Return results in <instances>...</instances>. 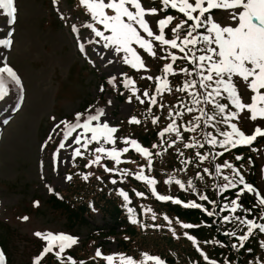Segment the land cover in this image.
<instances>
[{
	"label": "rangeland",
	"instance_id": "obj_1",
	"mask_svg": "<svg viewBox=\"0 0 264 264\" xmlns=\"http://www.w3.org/2000/svg\"><path fill=\"white\" fill-rule=\"evenodd\" d=\"M15 2L17 19L16 23L10 26L13 43L9 49L0 48V66H3L6 61L10 62L21 75L25 88H23V104L15 114H12L10 109L14 103L11 99L12 85L9 96L5 100H0V126L2 129L0 139V243L7 254V264H34L37 253H41L46 243L34 233L49 231L53 233L65 231L78 238V243L66 249L64 255H69L72 259L90 260L86 264H106L104 259L95 255L97 249L103 256L123 254L131 256L138 262L143 260L142 253H148L160 257L165 261V264H183V262L186 264H207L201 255L203 252L209 259L217 261V264H264V248L260 246V242L264 241V233H260L258 229L254 230L253 236L245 242L243 248H240L237 237L246 233V227L239 225L238 221L233 223L225 222L222 219L225 215L230 218L239 215L242 218L253 219L257 223H264V219H261L263 212L257 214V212H253L250 204L246 207L240 202L247 192L239 195L238 202L242 204V208L238 209L237 213L220 210L223 205L229 204L232 199L237 198L242 185L236 189H228L223 193L217 189L214 192V197L209 198L217 202V214L209 217L203 209H188L184 208L182 204L176 205L170 201L157 200L151 193V187L144 181L136 180L134 176L135 172L143 166L144 174L157 181L155 187L159 194L170 195L183 202L195 201L211 211L213 205L207 201L199 200L201 193H197L196 190L191 191L187 185L189 180L182 176L184 172L182 166L189 158L190 151L201 149L202 155H208V159L204 160L206 168L209 169L206 176L213 175L218 185L223 184L224 181L222 177L215 175L214 166L227 160L240 172L244 171L241 174L244 176L245 182L254 184L255 187H253L261 195H264V138L259 143L254 142L252 145L256 149L253 167H250L252 163L246 156L242 160L235 159L237 155L242 156L241 146L228 152H224L218 146L213 148L207 144L204 148H186L184 145L192 143L193 138L201 143L198 137L201 131L203 133L211 131L213 135H216L215 127L211 126L216 122L213 121L210 125L202 124V130L186 131L185 129L194 122L191 118L199 116L200 113H188L185 116L187 110L180 109V113L173 120L176 121L183 139L177 140L170 150H179L183 155H179L181 160L178 168L168 169V166L164 165V160H160L162 152L159 151V148L161 147L160 141L163 139L156 137L153 139L150 133L151 131L154 133V129L161 131L168 125L166 118L171 112V108L178 105V101H183L181 95H174L166 107L160 110L158 119L154 116H146L150 111L145 107L143 110L140 108L136 113V119L140 123H131L130 113L134 112L133 105L123 103L116 97L117 93H112L119 85L117 79L125 64L115 58L111 49L104 48L102 41L97 43L98 38L91 34L89 29L82 26L85 24L86 11L82 8L83 13H77V8L72 7L69 0H61L55 4L53 0H15ZM142 3L147 7L148 2ZM68 9L76 13L71 14ZM172 11L174 16L177 15L178 21L183 19L182 14L176 10ZM86 17L88 16L86 15ZM150 17L147 19L150 20ZM157 17L162 18V15L159 13ZM214 17L221 24L230 22L226 18L227 13L222 11L216 10ZM72 25H75L79 31L73 32ZM152 26L155 31V24L153 23ZM7 28L3 15H0V36H4V31ZM170 37L171 33L166 30V38ZM80 43L85 46L83 53L78 47ZM154 50L157 51L158 56H162L166 47L159 43L158 46H155L154 43ZM138 52L143 56L148 55L140 49ZM169 53H174L177 56L183 55L174 49H171ZM128 68L135 70L130 65ZM151 68V66L148 67V69ZM149 73L153 75L154 70L151 69ZM136 74L139 76L138 72ZM101 76L104 79L108 78L107 84L104 86L100 81ZM113 78L115 79L113 80ZM235 81L243 102L250 103L252 93L247 90V86L239 78H235ZM189 92L191 90L187 94ZM138 96L143 100L144 96L140 89ZM135 105L137 104L135 103ZM96 108H103L106 116L102 117V120H106L110 126L117 128V132L114 134L117 141L116 147H129L130 149L122 155L123 162L119 166L108 160L107 167L127 169L131 173L121 176L117 171L120 178L117 177L116 180L120 185L125 183V188L133 189L130 190L129 200L134 207L132 218L138 222L126 224L123 229L117 227L114 232L95 231L96 227L94 226L102 227L105 222L109 224L104 210L110 207V203L105 200L112 199L119 205L122 215L128 212L130 203H127L123 198L120 199L118 193L111 190L107 175L102 174L104 181L95 182V185L104 187L102 189L104 194H100V200H97L99 210L90 208L84 213L90 218L88 224L67 221L64 211L53 210L46 202L52 189L61 191L64 198L68 200L73 198L70 196L73 193H84L86 196L90 194L88 188L77 185L80 181L78 182L76 176L81 171L101 169V166L97 165L85 167L92 158L90 150L98 145L94 143L87 151L88 157L81 162H76L77 164L75 163V169L72 171L74 179L68 185L70 180L65 172L73 158V149L79 146L75 145L70 138L67 143H73V147L66 146L65 149L60 150L58 158L54 160L53 153L62 139V133H60V129H56V131L53 129L61 120L72 121L75 113L87 114L86 110L95 111ZM249 116L250 113L245 110L238 120L232 122L237 123L241 130L250 134L261 121L253 122ZM53 117L55 120L52 119ZM126 118L129 120L126 121ZM154 119L157 120L156 123H153ZM117 123H119V127H116ZM238 123H242L243 127ZM61 127L63 126L61 125ZM216 127L221 130H230L226 129L223 124L216 125ZM79 131L81 130H77L73 136ZM145 134H148L146 137L149 139V145L143 147L153 153L151 169L148 168L147 160L143 156L122 142L124 138L135 139L142 146L140 140ZM50 135L52 136L51 140L48 139ZM172 138L176 139L174 133H172ZM218 139H222V137H218ZM45 145L47 146L45 147ZM153 145H158V147L153 148ZM107 146L112 147L111 145ZM217 152H224V155L216 156L213 159V154ZM85 156L84 154L81 159ZM105 160L107 159H102V161ZM248 167L250 168L248 169ZM222 174L231 175V170L222 169ZM169 177L179 179L185 184V189H181L174 182L166 184L165 181ZM205 190L204 195H206L207 186ZM137 192L144 195L137 196ZM249 194L253 195L258 203L257 197L253 193ZM207 196L209 197V195ZM75 200L78 203V198ZM168 207L173 212H170ZM148 209L151 211H147ZM244 209H250L251 212H246ZM186 212L193 214L190 217H185L182 214ZM153 215L156 217L155 220L152 218ZM128 216L130 217L129 212ZM165 216L169 218L171 224L164 219ZM23 217H28V219L24 220ZM183 223H190L195 227L184 229ZM154 225H159V227H154ZM231 231L236 232V237L225 235ZM168 233L171 236H168ZM185 233L193 236L197 244L194 245L188 240ZM38 241L42 244L39 248ZM206 241H219V243H206ZM232 244H237V248H232ZM52 256L53 253L47 254L49 262L46 259L47 261L43 260L40 264H54L51 261ZM115 264H119L118 256ZM146 264H153V262L149 261Z\"/></svg>",
	"mask_w": 264,
	"mask_h": 264
},
{
	"label": "snow or ice",
	"instance_id": "obj_2",
	"mask_svg": "<svg viewBox=\"0 0 264 264\" xmlns=\"http://www.w3.org/2000/svg\"><path fill=\"white\" fill-rule=\"evenodd\" d=\"M153 2L155 3V0ZM53 3H58V0H53ZM159 3L162 5L160 9L155 6L145 7L142 0H79V5L90 17V22L82 26L89 29L91 34L98 38L97 43L102 41L104 48L111 49L124 64L130 65L132 69L146 68L145 60L138 49L143 50L151 57H157V51L154 50L155 42L178 50L179 53L183 54L177 56L174 53H169L168 57H159L160 59L170 58L172 62L163 65V76L155 77L157 81L155 91L157 93L164 90L171 91L167 77L170 74H175L173 64L177 60L188 61L193 66L192 70L180 68V72L186 76L194 75L198 79L185 80L183 87L177 90L188 92L189 89H194V91L189 92L192 105H212L214 110L213 114L209 115L204 107L196 109L187 107L189 113L197 110L200 115L195 117L192 125L185 130L195 132L198 128H201V117H204L203 122L205 125H210L213 121L216 122L215 125L211 126L215 127L217 133L213 135L211 131L204 132V143H200L193 138L192 143L184 145L186 148H204L207 144L213 146V148L218 146L224 152H228L240 146H252L258 137L264 138V91H262L264 90V0H159ZM169 9L182 14L183 19L173 23L177 20V17L168 14ZM0 10H3L0 15L8 17L9 22L15 24L17 19L15 0H0ZM214 10L227 13L226 18L230 22L221 24L214 17ZM160 12L164 13L162 18L155 21L147 19L150 16H158ZM153 23L156 26L155 31L152 26ZM166 30L172 34L170 38H166ZM72 31L78 32L79 29L72 25ZM12 43L11 34L8 38L0 39V46L11 47ZM78 47L82 53L85 52L84 44L80 43ZM146 78L153 79L152 76ZM235 78H239L247 86V90L252 93L250 103L243 102ZM11 85L21 86V78L12 67L4 63L3 66H0V100H5L9 96ZM124 87L131 88L133 94L138 91L135 88V82L131 78H126ZM143 96L149 97L152 104L156 103V97L150 96L147 91L143 93ZM221 98L226 99L228 103H221ZM136 99L140 100V103L145 102L140 96H136ZM129 100H131V97ZM229 105L235 110L229 111ZM245 110L250 113L249 119L251 121H261L260 124L254 127L251 134H246L238 127L237 123L232 122L238 120ZM86 113H75L72 121L61 120L55 125L53 131L60 129L62 139L53 153V159H57L60 150L65 149L66 146L72 148L73 143L79 147L73 149L72 157H82L84 152L81 149L89 151V146L95 143L98 146L90 150L92 158L85 167L97 165L103 167L104 171L108 173L118 171L121 176L131 174L127 169L108 168L101 163L102 159H107L114 162V165L119 166L123 162L121 160L122 155L129 151V147H116L117 141L114 134L117 132V128L110 126L106 120H102V117L106 116L103 108H96L95 111L88 109ZM217 117H220V119L217 120ZM52 119L55 120V117ZM130 122L140 123L135 117ZM156 122L157 120L154 119L153 123ZM219 124L225 125L226 129L230 130H221V128L216 127ZM77 130L81 131L73 136L74 133H77ZM165 133H174L176 137L175 140L168 142L169 147L173 146L177 140L183 139L175 120L169 123L159 133V136L163 137ZM218 137H222V139H218ZM70 138L73 143H67ZM48 139L51 140L52 136L50 135ZM122 142L143 156L147 160L148 168L151 169L153 153L148 148L141 146L135 139L124 138ZM106 145L112 147H106ZM152 147L156 148L158 145ZM252 150L256 151L254 148ZM224 152L213 154V159L216 156H223ZM196 156L201 161L208 159V155H202L200 152H197ZM235 159L242 160L243 157L237 155ZM214 167L215 175L222 177L224 181L223 184L217 185L221 193L242 185L237 198L232 199L229 204L223 205L220 208L221 211L228 210L233 214L237 213V210L242 208V204L238 202L239 195L245 192L253 193L258 199V205L264 208V195H261L251 183H246L244 176L232 163L225 160L222 164H215ZM222 169L231 170V175H223ZM208 171V168L204 169V172L207 173ZM134 176L136 180L146 182L151 187L152 195L159 201H170L176 205L182 204L184 208L188 209H203L209 217L217 214V202L210 200L207 195L200 194L199 200L212 204L213 210L211 211L195 201L183 202L179 198L159 194L155 187L157 181L144 174L143 166L135 172ZM83 178L86 180L88 176ZM199 178L202 179L203 177ZM68 179H71V177H68ZM97 179H100V177H97ZM111 182L113 184L117 183L115 179ZM173 182L179 185L181 189H185V184L179 179L169 177L165 181L166 184H172ZM187 185L189 189L195 191L191 180L187 182ZM136 194L137 196L144 195L141 192ZM119 195L130 203L126 192L120 190ZM147 211L150 212L151 209ZM244 211L251 212L250 209H244ZM128 212L131 222L137 223L138 221L132 218L134 209L128 208ZM152 218L155 220V215ZM22 219L27 220L28 217ZM164 219L171 224L167 216ZM222 219L225 222L234 223L238 221L239 225L246 227V233L237 237L240 248H243L245 242L253 236L254 230L258 229L260 233H264V223H257L253 219L242 218L239 215L231 218L225 215ZM261 219H264V217H261ZM154 227H159V225H154ZM182 227L192 229L195 226L190 223H183ZM173 234L175 235V232ZM34 235L46 242L39 256L35 258L34 264H40L41 260L49 253H54L56 258L62 261L66 249L78 243V238L65 233L49 231L46 233L36 232ZM185 235L194 245L197 244L193 236L187 233ZM225 235L236 237V232H227ZM206 243H219V241H206ZM260 246L264 248V241L260 242ZM231 247L237 248V244H232ZM197 250L199 251V247ZM248 251H251V249H248ZM95 255L104 259L106 264H115L117 256L119 257V264H146L149 261L153 264H165V261L160 257L148 253L141 254L143 260L140 262L123 254L103 256L99 249H97ZM201 255L207 264H217V261L209 259L203 252H201ZM66 259L70 264H77L70 256ZM0 264H5V254L3 252H0ZM80 264H83V262H80Z\"/></svg>",
	"mask_w": 264,
	"mask_h": 264
},
{
	"label": "trees",
	"instance_id": "obj_3",
	"mask_svg": "<svg viewBox=\"0 0 264 264\" xmlns=\"http://www.w3.org/2000/svg\"><path fill=\"white\" fill-rule=\"evenodd\" d=\"M181 56V55H180ZM166 61V59H165ZM169 61H171L169 59ZM172 62V61H171ZM192 65L188 63V61L186 60H177L174 64H173V71H174V75L170 74L169 77H167V79L169 80V87L171 88V91L167 90V94L168 96L166 97V105L169 101L172 100V98L174 97L175 94H180L181 98L183 101H178V105H174L171 108V112L169 113V115L166 118V123L169 124L173 121L174 117L176 115H178L180 113V109L181 110H187V107H194V109L198 108V107H204L205 110L208 112L209 115L213 114V106L212 105H204L201 104L199 106H193L191 103V97L189 94H187V92H183V91H178V88L183 87V84L185 82V80H190V79H198L197 77L193 76H186L184 73L180 72V68H188L190 71L192 70ZM178 68V69H177ZM177 69V70H176ZM194 91V89H189L188 91ZM202 91V90H201ZM221 103H227L228 101L224 98H221ZM188 111L184 114L185 116L188 115ZM195 113H199V111L194 110L192 112V114ZM160 115V113H159ZM158 115V117H159ZM196 116H193L191 119H193ZM220 117H217V120H219ZM204 117H201V128H198V130H202V124H204ZM167 127V126H165ZM163 131V129H162ZM159 129H154V133L151 131L150 135L151 137H156V138H162L163 141H160V148L159 151L162 152V157L160 158V160H164V165L168 166V169L170 170H174L176 168L179 167L180 165V154L181 152L179 150L176 151H171L168 142L174 140L172 138V133H165L163 137L159 136ZM145 134L142 137V140H140L144 146L149 145V139L146 137ZM201 143H204V139H203V132L201 131L199 133V136ZM257 143H259L260 141H256ZM247 149L249 150V152L247 151ZM130 150V149H129ZM251 148L250 147H244L241 146V152H242V157L243 159L245 158V156L250 160V162L252 163V165L250 167L254 166V160H253V154L250 153ZM200 152L201 153V149H197V150H192L190 151L189 154V158L185 161V163L183 164L182 168H183V177L184 179L187 180H191L193 182V185L195 187V190L197 193H201L204 194L205 193V188L207 186V192L206 195H209V198L214 197V192L218 189L217 185V181L215 179V177L210 174V177L206 176V172H204V169L206 168V164L205 161L202 162L200 159L197 158L196 153ZM202 154V153H201ZM248 167V169L250 168ZM244 170L246 171V167L244 168ZM244 171H241V173ZM203 177L202 179H200L199 177ZM248 176V175H247ZM193 191V190H191ZM170 192V191H169ZM248 196L244 195V198H242V202L247 206H249L247 204V199ZM247 199V200H246ZM251 200L253 201V199L251 198ZM107 202L110 203V207H108V209H105L104 212L107 215V220H109V224L108 222H105L102 224V227H96V229L99 230H106L108 232H114L117 228V226H121V224L124 223V221L119 217L118 215V211H119V206L112 200V199H108L105 200ZM104 201V202H105ZM46 202L48 203V206L53 209V210H62L65 212V217L67 219V221L70 222H81V223H87L88 221L85 220L82 217V214L85 210V205L82 203L78 206L75 207V209L70 208L67 204H64L62 201H58L56 199H54L53 197H49ZM170 212H173L169 207H168ZM178 212V211H177ZM192 212V211H191ZM182 214V213H181ZM193 213H189L186 212L185 214H182L185 217H190ZM205 220H208V218H205ZM206 223V222H205ZM126 229V228H125ZM168 236H171L168 233ZM50 259H48L47 262H49ZM183 264H186V262H183Z\"/></svg>",
	"mask_w": 264,
	"mask_h": 264
}]
</instances>
